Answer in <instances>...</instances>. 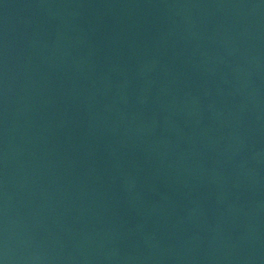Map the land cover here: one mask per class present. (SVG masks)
<instances>
[{
    "label": "water",
    "instance_id": "1",
    "mask_svg": "<svg viewBox=\"0 0 264 264\" xmlns=\"http://www.w3.org/2000/svg\"><path fill=\"white\" fill-rule=\"evenodd\" d=\"M0 264H264V0H0Z\"/></svg>",
    "mask_w": 264,
    "mask_h": 264
}]
</instances>
